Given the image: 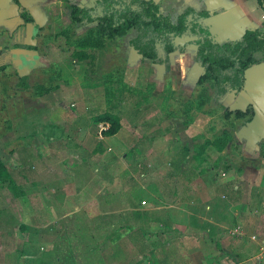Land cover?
Listing matches in <instances>:
<instances>
[{"label":"crops","instance_id":"0c3cea01","mask_svg":"<svg viewBox=\"0 0 264 264\" xmlns=\"http://www.w3.org/2000/svg\"><path fill=\"white\" fill-rule=\"evenodd\" d=\"M96 1L70 3L92 6ZM154 1L162 5L164 15L169 13L168 5L174 7L173 14L183 8L207 13L224 35L239 36L246 29H257L264 36V12L257 0ZM57 3L58 8L66 6L69 21L66 0H18L19 5L13 0H0V67H5L0 73V87L11 96L20 77L27 78L34 93L38 87H53L41 96L17 89L21 95L32 97L37 110H24L0 138V160L15 185L9 190L0 184V192L15 208L10 212L22 217L19 221L24 219L17 229L9 220L0 219V264H250L258 257L264 264V251L260 250L264 246V62L245 71L240 93L219 102L222 111L249 110L244 118L248 121L244 140L231 141L220 152L218 146L212 148L215 158L208 169L196 171L179 161L174 165L178 169L166 181H144V186L130 192L133 202L128 207L108 206L110 199L106 200L97 208L99 220L92 223L85 214L90 211V203L107 197L113 164L144 168L141 150L150 152L178 137L180 143L184 142L186 137L177 128H170L175 116L162 117L155 100L136 108L129 97L110 95L102 84L103 74L95 56V52L102 54L105 46L81 49L70 43L73 49L68 73H62L59 64L57 69L52 68L54 73L44 69L40 48H27L38 45L36 28L33 24L23 25L19 12L24 9L33 15L48 30L47 35L55 36L50 22L65 18L64 13L58 15ZM46 30L40 38L46 36ZM83 51L87 55L84 60L74 56ZM134 65L132 84L139 85L142 81L138 79H144L139 70L146 64ZM36 71L42 74L30 80ZM188 72L183 83L186 91L197 80L195 67ZM104 113L120 120V130L114 136L100 135L99 125L103 123L93 122ZM158 115L165 127L151 130L145 119L154 125L156 120L159 122ZM195 140L200 142L199 137ZM123 150L129 151L133 159L126 160L128 152L122 153V163L115 153L105 159L109 153ZM125 166L121 170L124 174L128 170ZM160 182L165 183L163 190L157 187ZM25 187L32 191L31 197L38 199L36 207L27 203ZM61 198L65 199L63 203ZM140 199L148 200L149 208H143ZM159 209H167L179 219L157 220ZM141 216L145 217L143 221ZM235 228H239L238 234L231 235ZM132 232H139L142 241L129 238L127 234ZM158 245L162 246L159 250ZM119 249H126V255Z\"/></svg>","mask_w":264,"mask_h":264},{"label":"rangeland","instance_id":"374dc122","mask_svg":"<svg viewBox=\"0 0 264 264\" xmlns=\"http://www.w3.org/2000/svg\"><path fill=\"white\" fill-rule=\"evenodd\" d=\"M57 5L58 8L59 4L57 3ZM166 8L169 11L167 14L169 19L174 21L180 11H177L175 14H173L174 7L172 5H168ZM58 9V15L60 16L64 13L65 18L59 17L57 19L58 21H56L54 24L50 22V25L53 26L51 29L56 31L55 36L52 34L47 35L49 32L45 29L46 32L44 33L46 36L43 37V39H38L39 41L37 46L40 48V62L43 63L44 69H50L49 73H54L55 71H53L52 68L57 69V64H59V70L62 73L67 74L68 63L70 61L69 55L73 49L71 46H69V44L75 43L77 35L80 36L84 34L88 28H92L93 26H87L82 28L81 31H76L66 18V6L61 4V7ZM133 36L134 33H130L125 35V37L110 42L106 41L103 44V46H105L103 48L104 52L102 54L95 52L97 59L96 61L98 63L97 65L103 74L102 84L104 85V88L110 92L112 97H115V95H118V97H129V100L131 99L130 103H134L136 108L144 106V104L155 100L157 102V106L160 109L159 114L161 113L160 115L162 117L164 116L166 119H168V117L171 118V116H175L172 118V123L175 126L171 125L170 128H177L179 131H182L183 137H186L185 141L188 140V143L185 141L180 143L182 139L178 137L175 141H172L169 144L165 142L160 144L161 146L153 147V150L150 152L146 149L141 150V153H144L142 156L145 157V161H142L144 168L133 166L128 167V165L125 166V163H122V153L128 152L129 154V151L123 150L109 153L105 159H108L115 153V157L118 159V161H120L123 166L128 167V170H126V173L124 174V172H121L123 166L113 164L111 171L112 174L109 175L110 180L108 184L107 197H100L96 199V202L94 201L90 203L88 206L90 211L89 213L85 214L87 218L86 220L92 223L96 220H99L101 215L99 214L97 208L103 203H106V200L110 199L108 206L115 205V207H128L130 202H133L130 192L137 187L144 186L146 181L151 180L153 183H157L160 180L166 181V179L170 177V174L176 171L177 167L174 165L179 164V161L186 163L188 167L190 166L195 168L196 171H201L203 167L208 169L210 167L209 163H211L215 158V153L212 152V148H215L216 146V149H218L217 144L219 143L220 145L218 144V146H221V149L219 150L220 152L223 148H227L231 141L244 140L246 135L244 119H235L233 117L229 119L223 118V111L222 107H220V103H216L213 100L214 89L211 84H204L203 86H198L197 88H195L196 86H193L191 90L188 91L185 90L184 86H181L184 90L179 88L178 85H181L180 80L182 79L180 76V65L178 64V62H180V58L173 59V62H175L176 65L174 76H170L168 72L163 73L162 68L159 69V67H153L150 64H147L148 62L145 60L135 57V53L128 47V40ZM58 53L60 55H58ZM181 61L185 63V66L183 67H185L186 70L188 68L187 71L195 66L190 56L184 57L181 59ZM136 62H139L141 65L146 64L145 67L142 66V69L139 70L140 74H143L144 77V79H138L140 82L142 81L139 85L132 84L135 79L133 77L135 75L133 70L135 65L133 66V64ZM126 67H132V69L128 70ZM130 71L132 72L130 73ZM127 73L130 75L129 77ZM41 74L42 72L36 71L30 75L29 79L34 81L37 75ZM65 78L67 79V76H65ZM66 79L64 81L65 84L67 83ZM33 81H30L31 84ZM34 86L36 85L33 84L32 87ZM49 87L50 85H45V88ZM4 91L5 89L0 87V132H3V129L6 128V121H8L10 124L11 122H16L19 118L18 116L23 114L22 112L24 110L33 108H36L37 110V105L31 100L32 97L29 95H26L25 97L24 94H17L16 92L10 96L9 92L8 96H6L7 93ZM64 96L69 97L68 94ZM148 97H151V100H149ZM171 97L174 101L171 99ZM129 100H126V102H129ZM169 111L170 113H168ZM126 113H128V116L132 115V113L128 111H126ZM140 116L142 115L140 114ZM158 117L159 122L156 120V126L155 124H152L151 120L149 121L147 118L145 119V122L149 123V127L151 126V130L165 127L163 125L164 120L160 118L159 115ZM182 123L183 125H181ZM3 137H5V134L2 136V138ZM198 137L200 142H194L196 141L195 138ZM192 139H194V141ZM161 147L162 149H160ZM163 148H166V151H164ZM130 153H132V151H130ZM217 156L218 154L216 157ZM137 158L139 157L136 156L135 159ZM131 159H133L132 155L128 156L126 160L129 161ZM146 161L147 163L150 162L151 165L148 166ZM200 163L204 164L201 165ZM118 174H120L121 177H118ZM121 180L124 183L123 185H121ZM3 186H5V184H3ZM164 186L165 183L160 182V184L158 183L157 187L158 189L160 188L163 190ZM24 189L29 195V197L26 199L27 203L33 207H36V205H38V199L30 196L32 191L29 190L28 187H25ZM17 196L18 195L13 196V198L15 199ZM64 200V198H61L60 202L63 203ZM140 201L143 204V208H149L148 200L140 199ZM6 202L7 199L4 197L3 192H0V210H3L0 212V219L3 221H6V219L9 220L8 223L12 224V226L15 225V229H17L18 226H21L24 219L19 221L22 217L12 214L10 211L15 208H11V205L7 204ZM169 213L170 212H167V209H159L156 215L157 220L162 219L171 221L172 218H174V220L177 222L179 215L172 214V212L171 214ZM82 215L83 214H80V216ZM34 217H36V214ZM130 221L135 222L134 219H131ZM27 222H30V220H27ZM127 236L133 240L137 239L142 241V236L139 232H132L127 234ZM138 236L141 237L137 238ZM161 247L162 246L158 245V250ZM126 251V249H119V252H121L124 256L126 255Z\"/></svg>","mask_w":264,"mask_h":264},{"label":"trees","instance_id":"16d2710c","mask_svg":"<svg viewBox=\"0 0 264 264\" xmlns=\"http://www.w3.org/2000/svg\"><path fill=\"white\" fill-rule=\"evenodd\" d=\"M17 3V0H13ZM47 0H40L45 2ZM69 3V20L73 29L80 30L86 25L96 22L95 27L88 28L82 35H77L76 46L81 49L85 48H101L106 41L114 40L134 33L129 44L133 50L141 57L152 63H163L158 60L155 53V43L161 42L165 44L166 49L171 52L172 46L169 44L168 35L171 33L179 34L186 28V21L189 18V23L192 26L199 27V31L209 35L203 42L199 41L198 48L194 60L203 69L202 75L197 81L198 86H203L206 83L212 85L215 96L214 102L219 103L226 98L232 90L239 91L243 86L244 72L253 65L264 62V36L260 30L248 29L237 40H226L223 42L214 41L209 34L208 29L200 23L192 22L196 19L194 16L207 18V13L195 12L190 8H183L177 15L174 24H170L168 15H164L162 5L154 0H99L97 6L102 8L101 16H92V10L85 5L79 3H70L71 0H66ZM261 10L264 12V0H257ZM24 21L34 23V18L24 13ZM41 25V21H37ZM40 30L43 28L38 26ZM28 48V47H27ZM28 49H34L29 47ZM74 56L79 60H84L87 55L83 52L76 53ZM5 67H0V73L4 72ZM26 77L18 78L15 86L18 90L27 92L32 96H41L42 92L48 94L53 89L52 85L49 88H35V93L30 91L31 87L26 82ZM15 89L14 94L17 92ZM13 97V96H12ZM249 110L223 111V118L235 119L247 118ZM95 124L103 123L107 128L102 131L104 136H114L120 130V120L117 116L104 113L93 119ZM244 122H248L244 119ZM6 128L0 132V138L10 129L8 121ZM219 144V143H218ZM217 144V146H218ZM220 145V144H219ZM222 145V144H221ZM221 146H218L219 149ZM0 184H3L9 189L14 190V182L11 179L10 173L0 160ZM145 217L141 216L143 221Z\"/></svg>","mask_w":264,"mask_h":264},{"label":"flooded vegetation","instance_id":"af4514ba","mask_svg":"<svg viewBox=\"0 0 264 264\" xmlns=\"http://www.w3.org/2000/svg\"><path fill=\"white\" fill-rule=\"evenodd\" d=\"M98 1H96V3L94 5H92V6L85 5V6L89 7V8H94V10H92V13H93L92 16L93 17H96L98 15L101 16V13H102V8L100 6H97L96 5ZM14 3H16V2H14ZM16 4L19 5L18 4V0H17V3ZM18 10H20V7L19 6H18ZM24 13H27L28 15H30L31 17H33V15L29 14L27 11H25L24 9H22V11L19 12V18L22 21V24L23 25L32 24V23H28V22H25L24 21V18L22 17ZM194 18L196 20L195 21H192V22H197V23H200V25H204V23L202 22L204 20V18H201L199 16H194ZM175 19H174V21H175ZM34 21L35 22L33 23V25H34V27L36 28V31H37L36 34H35V37L36 38H40L41 35H42V32L45 31V29H44L45 27H43V25H38V22L37 21H40V20H38L36 17L34 18ZM169 21H170V24H174V21H171L170 19H169ZM69 22H70V20H69ZM185 23H186L185 30H183L179 34L171 33V34L168 35L169 44L172 46V49H173L171 52H169L166 49L164 43H161V42H156L155 43V53H156V57H157L158 60H161V62H163V63H160V62H158V63H156V62L155 63H152V62L144 59L143 57H141L136 51H135V53H136L135 55L140 56L141 59L145 60L146 62H148L153 67H156V68L159 67V69L162 68L163 69V73L168 72L170 76H174V74H175L174 70H176V65H175V62H173V59L180 58V62H178V64L180 65V76L182 77V79L180 80V84L181 85L179 86V88H182L181 86H184L183 83L187 79V75L190 74L185 69V67H183V66H185V63H183V61H181V59H183L186 56H190L192 58L194 64H195L194 67H195V71L196 72H194V73H196L195 75L197 76L196 77L197 80H196V83H195V86L196 87L195 86L194 87L197 88L198 87L197 81H198L199 77L202 75L203 69L194 60L195 54H196V51H197L196 48H198L199 41L203 42L206 38L209 39V35L206 34V33H202V31L200 32L199 31V27L192 26L193 23H189V18L187 19V21ZM91 25L93 27H95L96 22L91 23L89 25H86L85 27L91 26ZM38 26H41L43 28L40 30V28ZM123 37H125V36H123ZM212 37H213L212 39L214 41H217L218 38L216 36L215 37L212 36ZM120 38H122V37H120ZM40 39H42V38H40ZM130 39L128 40V47L133 50L132 46L129 44ZM186 39H188L189 41L188 42H184ZM31 47H33L34 49H36L38 46L36 45V47H34V46H31ZM28 48H29V46H28ZM243 78H244V75H243ZM206 84H209V83H206ZM243 87H244V80H243V86L241 87V89L239 91L232 90L230 92V94H228L225 97H228L229 95L230 96L231 95H237L238 93H240L242 91ZM214 97H216L215 96V92H214Z\"/></svg>","mask_w":264,"mask_h":264},{"label":"water","instance_id":"95a60500","mask_svg":"<svg viewBox=\"0 0 264 264\" xmlns=\"http://www.w3.org/2000/svg\"><path fill=\"white\" fill-rule=\"evenodd\" d=\"M204 18V20L202 21L204 23V27L206 29H208V32L211 36H216L218 39V42H223L226 40H237L239 39L248 29L244 30L242 32L241 35L237 36V35H224L221 31H220V27L217 25V23L215 22V20L212 19H208ZM178 38V37H177ZM180 39V38H179ZM182 40V39H181ZM189 40L186 39L184 42H188ZM191 41V40H190Z\"/></svg>","mask_w":264,"mask_h":264},{"label":"built area","instance_id":"2783aa9c","mask_svg":"<svg viewBox=\"0 0 264 264\" xmlns=\"http://www.w3.org/2000/svg\"><path fill=\"white\" fill-rule=\"evenodd\" d=\"M106 128H107V125H106V124H101V125H99V133H100V135L102 134V131H103L104 129H106ZM238 232H239V228H235V229H233L230 233H231V235H237ZM260 250L264 251V246H262V247L260 248ZM250 264H260V257L256 258V259H255L252 263H250Z\"/></svg>","mask_w":264,"mask_h":264}]
</instances>
